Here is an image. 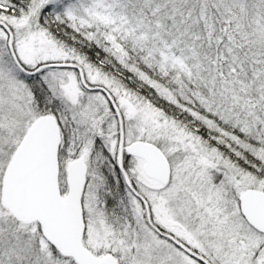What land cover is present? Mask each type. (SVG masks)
<instances>
[{
  "label": "snow or ice",
  "instance_id": "obj_1",
  "mask_svg": "<svg viewBox=\"0 0 264 264\" xmlns=\"http://www.w3.org/2000/svg\"><path fill=\"white\" fill-rule=\"evenodd\" d=\"M0 264H264V0H0Z\"/></svg>",
  "mask_w": 264,
  "mask_h": 264
}]
</instances>
